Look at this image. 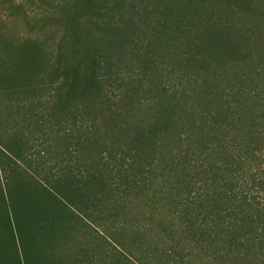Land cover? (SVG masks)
Listing matches in <instances>:
<instances>
[{"label":"trees","instance_id":"trees-1","mask_svg":"<svg viewBox=\"0 0 264 264\" xmlns=\"http://www.w3.org/2000/svg\"><path fill=\"white\" fill-rule=\"evenodd\" d=\"M37 2L0 0V264H96V237L132 264L263 257L264 12ZM57 13L91 50L72 68Z\"/></svg>","mask_w":264,"mask_h":264},{"label":"rangeland","instance_id":"rangeland-1","mask_svg":"<svg viewBox=\"0 0 264 264\" xmlns=\"http://www.w3.org/2000/svg\"><path fill=\"white\" fill-rule=\"evenodd\" d=\"M20 1L22 4L26 6L28 9V19L32 21L33 23H39L42 22L43 15H46L47 12H45V9L37 2V0H17V2ZM236 4H242L243 9L246 11H250L251 7L253 9H257L264 12V0H235ZM244 3H247L244 5ZM235 5V4H234ZM245 6V7H244ZM247 7V8H246ZM58 14V13H57ZM56 14V15H57ZM60 16V19L66 29L67 34V41L64 47V62L67 67L72 68L79 59L87 58L86 55H89L91 50L89 47V44L87 42V36H85V33L83 30L80 29V27L74 23L70 18H67L66 15L58 14ZM12 19H14L16 22H19L22 24V18L19 14H11ZM31 25V24H30ZM30 25L24 24L20 26V32L28 31L32 32V34H35L38 30V26L35 24H32V27L30 28ZM9 163H14L13 161L6 160ZM0 187L5 189V181L2 179V175L0 173ZM0 207H2V210L5 211L4 207L2 206L0 202ZM0 210V225H4L7 223V221L4 219V212ZM88 236L86 234H80L76 240L74 239L69 248L71 254L75 255L78 251H81L83 253V249L87 247L89 243ZM94 242H96L95 247L100 246L101 256L99 257V261H96V264H132V261L130 259H126L122 256L121 253L118 252L116 249V245L114 243H107L104 239L100 237V240L97 239V237L94 239ZM105 249V250H104ZM104 250V251H103ZM262 250H264V243ZM75 251H77L75 253ZM79 255V254H78ZM191 257V256H190ZM132 260L133 257H130ZM122 259V260H121ZM231 261V260H230ZM189 264H209L207 260L200 257V255H192V259L189 260ZM213 264H223V261L214 262ZM239 264H264V255L263 257H260L259 259L255 258L253 255H250L247 259L244 261H240Z\"/></svg>","mask_w":264,"mask_h":264}]
</instances>
